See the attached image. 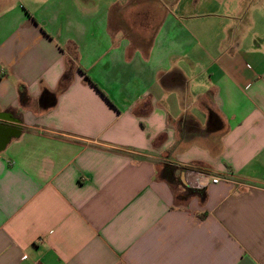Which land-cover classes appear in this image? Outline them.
I'll use <instances>...</instances> for the list:
<instances>
[{
  "label": "crops",
  "instance_id": "obj_1",
  "mask_svg": "<svg viewBox=\"0 0 264 264\" xmlns=\"http://www.w3.org/2000/svg\"><path fill=\"white\" fill-rule=\"evenodd\" d=\"M0 264H264V0H0Z\"/></svg>",
  "mask_w": 264,
  "mask_h": 264
},
{
  "label": "built area",
  "instance_id": "obj_2",
  "mask_svg": "<svg viewBox=\"0 0 264 264\" xmlns=\"http://www.w3.org/2000/svg\"><path fill=\"white\" fill-rule=\"evenodd\" d=\"M182 174L183 181L187 186L200 190L206 188L209 184H216L220 181L234 182L232 175L228 172L221 175L214 174L191 165L185 166ZM234 183L240 184L241 182L235 181Z\"/></svg>",
  "mask_w": 264,
  "mask_h": 264
},
{
  "label": "trees",
  "instance_id": "obj_3",
  "mask_svg": "<svg viewBox=\"0 0 264 264\" xmlns=\"http://www.w3.org/2000/svg\"><path fill=\"white\" fill-rule=\"evenodd\" d=\"M20 95L23 97V95H24L23 92H21Z\"/></svg>",
  "mask_w": 264,
  "mask_h": 264
},
{
  "label": "bare ground",
  "instance_id": "obj_4",
  "mask_svg": "<svg viewBox=\"0 0 264 264\" xmlns=\"http://www.w3.org/2000/svg\"><path fill=\"white\" fill-rule=\"evenodd\" d=\"M218 147V146H217Z\"/></svg>",
  "mask_w": 264,
  "mask_h": 264
}]
</instances>
